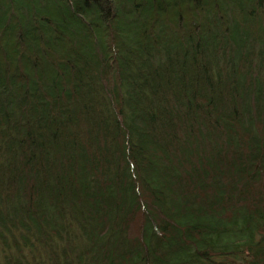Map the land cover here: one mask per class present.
I'll return each instance as SVG.
<instances>
[{"label": "trees", "instance_id": "obj_1", "mask_svg": "<svg viewBox=\"0 0 264 264\" xmlns=\"http://www.w3.org/2000/svg\"><path fill=\"white\" fill-rule=\"evenodd\" d=\"M0 264H264V0H0Z\"/></svg>", "mask_w": 264, "mask_h": 264}, {"label": "bare ground", "instance_id": "obj_2", "mask_svg": "<svg viewBox=\"0 0 264 264\" xmlns=\"http://www.w3.org/2000/svg\"><path fill=\"white\" fill-rule=\"evenodd\" d=\"M74 0H69L70 3H72Z\"/></svg>", "mask_w": 264, "mask_h": 264}]
</instances>
